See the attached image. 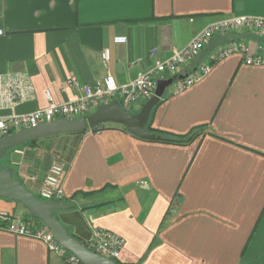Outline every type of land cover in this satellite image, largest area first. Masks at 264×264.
<instances>
[{"label": "crops", "instance_id": "1", "mask_svg": "<svg viewBox=\"0 0 264 264\" xmlns=\"http://www.w3.org/2000/svg\"><path fill=\"white\" fill-rule=\"evenodd\" d=\"M234 15L264 17V0H0V73L30 76L34 99L15 111L32 112L46 106V90L55 102L73 100L107 72L127 84L152 66V49L166 58L209 21ZM116 36L127 41L115 43ZM230 41L264 53V34L213 35L175 79L203 64L209 71L178 92L167 88L151 110L150 132L196 134L190 141L146 140L108 122L40 138L21 146L22 155L11 152L8 163L38 194L59 148L64 197L55 201L117 192L108 202L75 207L90 231L124 239L117 264H264V65H247L240 53L212 61L213 49ZM70 80L77 85L67 86ZM0 210L43 226L20 202L0 198ZM63 256L41 240L0 230V264H64Z\"/></svg>", "mask_w": 264, "mask_h": 264}, {"label": "built area", "instance_id": "2", "mask_svg": "<svg viewBox=\"0 0 264 264\" xmlns=\"http://www.w3.org/2000/svg\"><path fill=\"white\" fill-rule=\"evenodd\" d=\"M233 30H244L264 34V17L261 16H229L206 23L196 31L190 40L181 48L174 49L166 58L157 57V50L149 52L154 57L152 66L147 70H141L136 77L127 84H118L110 72L92 85H83L82 93L73 100L55 102L48 90L45 91L47 104L45 107L27 113H17L15 108L20 104L34 99V88L30 76L25 72L0 73V110H8L9 114L0 117V138L5 134L14 133L22 128L35 126L43 121H52L56 118H82L92 113L97 105L117 100L124 108L130 103H143L155 90L158 79L176 77L177 68L193 60L199 55L204 44L215 34ZM3 30L0 28V35ZM125 36L114 37L115 43H125ZM240 53L243 62L247 65H264V53L251 52L249 47L239 41H230L217 45L212 52V61L219 60L228 55ZM101 57L107 64L110 58V50L103 48ZM210 64L199 66L197 72L189 74L181 79H175L171 84L173 92H178L200 79L210 69ZM76 86L75 80H70L67 86ZM25 148L16 146L12 152L14 155H22ZM16 164L15 161L12 162ZM65 164L53 159L46 173L40 180L38 195L41 200H61L64 197L62 188V176ZM33 180L35 178L31 176ZM0 230L14 235L26 236L44 242L48 250L64 254V264H82L79 258L61 248L48 228L29 225L24 219L15 213L0 210ZM86 246L96 253L116 259L124 246V239L110 231L93 229L86 240Z\"/></svg>", "mask_w": 264, "mask_h": 264}, {"label": "water", "instance_id": "3", "mask_svg": "<svg viewBox=\"0 0 264 264\" xmlns=\"http://www.w3.org/2000/svg\"><path fill=\"white\" fill-rule=\"evenodd\" d=\"M175 77L158 79L154 93L147 98L137 112L124 108L117 100L97 105L96 109L82 118H56L43 121L35 126L22 128L0 138V159L6 152L28 141L67 133H80L97 125L111 122L125 126L127 130L142 139L160 140L162 136L149 132L146 125L152 108L164 96L166 89L174 82ZM117 192L87 198L77 196L73 204L60 201L38 199L23 183L13 176V168L5 166L0 169V198L20 202L31 216L39 219L49 229L54 239L65 251L75 254L82 264H117L114 259L102 256L86 246L91 231L86 219L76 206L82 208L99 201L115 198Z\"/></svg>", "mask_w": 264, "mask_h": 264}, {"label": "trees", "instance_id": "4", "mask_svg": "<svg viewBox=\"0 0 264 264\" xmlns=\"http://www.w3.org/2000/svg\"><path fill=\"white\" fill-rule=\"evenodd\" d=\"M156 106V105H155ZM154 106V107H155ZM153 107V108H154ZM152 108V109H153ZM102 128V125L100 124V125H97V126H95L94 128H92L91 130L92 131H97V130H99V129H101ZM126 128V127H125ZM146 129H147V127H146ZM87 130V129H86ZM86 130H84V131H86ZM148 130V129H147ZM155 130V129H154ZM84 131H82V132H84ZM149 131V130H148ZM159 135H161L162 136V139L161 140H165V141H171V142H188V141H190L192 138H194L195 136H196V134H186V135H175V134H172V133H168V132H164V131H161V130H155ZM150 132V131H149ZM81 133V132H80ZM80 133H78V134H80ZM38 140L39 139H37V140H32V141H28V142H26V143H24V144H22L21 146H32V145H34V144H36L37 142H38ZM20 146V145H19ZM5 166H11L10 165V163H8V164H2V163H0V169H2L3 167H5ZM13 176L16 178V179H18V180H20L21 182H22V180L17 176H15L14 174H13ZM23 183V182H22ZM24 185V184H23ZM105 189V187H103V188H101V189H99L98 191L99 192H102L103 190ZM38 199H40L39 197H38ZM108 201H110V200H105V201H99V202H96V203H94V204H91V205H88V206H84L85 208H87V207H92V206H95V205H98V204H102V203H105V202H108Z\"/></svg>", "mask_w": 264, "mask_h": 264}, {"label": "rangeland", "instance_id": "5", "mask_svg": "<svg viewBox=\"0 0 264 264\" xmlns=\"http://www.w3.org/2000/svg\"><path fill=\"white\" fill-rule=\"evenodd\" d=\"M170 87V86H169ZM168 87V88H169ZM141 104L142 103H137V104H134V103H130L128 106H126L125 108L127 109V110H129V111H131V112H137L138 110H139V108H140V106H141ZM108 123V122H107ZM110 123V122H109ZM103 124H106V123H103ZM60 135V134H59ZM57 136V135H56ZM63 136V135H62ZM21 146V145H20ZM12 150H13V148H11V149H9L7 152H6V154L0 159V163H2V164H8V160H9V155H10V153L12 152ZM60 149L59 148H55V149H52V153H53V155L54 156H56V155H61V153H59V152H61V151H59ZM53 156V158H52V160L53 159H57V160H60V159H58L57 158V156H56V158ZM51 160V161H52ZM50 161V162H51ZM61 161V160H60ZM12 168H13V166H11ZM13 174L17 177V174H16V172H15V170H13ZM32 192L34 193V195H36V196H38V194L34 191V190H32Z\"/></svg>", "mask_w": 264, "mask_h": 264}]
</instances>
